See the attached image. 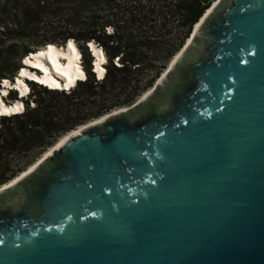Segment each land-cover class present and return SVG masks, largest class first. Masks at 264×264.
Masks as SVG:
<instances>
[{"label":"water","instance_id":"water-1","mask_svg":"<svg viewBox=\"0 0 264 264\" xmlns=\"http://www.w3.org/2000/svg\"><path fill=\"white\" fill-rule=\"evenodd\" d=\"M174 56L0 185V264H264V0H213Z\"/></svg>","mask_w":264,"mask_h":264},{"label":"trees","instance_id":"trees-1","mask_svg":"<svg viewBox=\"0 0 264 264\" xmlns=\"http://www.w3.org/2000/svg\"><path fill=\"white\" fill-rule=\"evenodd\" d=\"M212 1L0 0V82L4 78L12 81L21 71V60L29 53L40 52L50 43L61 46L68 39L73 40L81 52L85 78L77 80L68 90H61L64 97L74 99L106 81L131 79L141 69L170 58ZM88 42L102 48L106 56L103 81L95 80L90 71L92 57L86 47ZM114 58L119 64L114 65ZM163 67L164 63L159 64L145 87ZM24 81L30 88L43 92L58 91L32 80ZM6 90L1 97L3 101L8 94L10 101L16 98L14 88ZM24 103L22 111L0 115V185L50 146L61 134V127L72 128L86 118L67 117L66 122L59 124L56 115L61 113L62 105L42 106L34 100L30 107L27 100ZM110 107L102 106L103 109ZM30 149L35 152L29 159L10 167L8 154Z\"/></svg>","mask_w":264,"mask_h":264},{"label":"bare ground","instance_id":"bare-ground-1","mask_svg":"<svg viewBox=\"0 0 264 264\" xmlns=\"http://www.w3.org/2000/svg\"><path fill=\"white\" fill-rule=\"evenodd\" d=\"M187 41L188 39L186 40V42ZM88 45L92 53L91 56H93V61L91 64L93 72L97 76V79H100L102 77L103 71L105 70L103 66V51L93 42H88ZM39 51L40 52L29 53L23 58L21 71L18 72V75L14 78V80L9 81L6 78L2 79V93H5L7 88L12 87L19 94V97H16L11 102H6L0 99V114L18 113L23 108L22 98L28 88V84L23 81V78L35 81L41 85L46 86L49 89H62L66 91L69 88L73 87L77 80H81L85 76L84 68L81 66V63L79 61L80 51L78 50L73 40L68 39L65 42L64 46L50 43ZM173 58L171 59V61L173 60ZM26 66L33 67L37 70V72L26 68ZM106 115L107 114L89 120L87 122H83L60 136L37 158L34 163L18 172V174L20 173V175H15V178L13 177V179L11 178L12 180L10 179L5 182L3 186L10 184L14 180H16L17 176H21L22 174H24V171L26 169L28 170L33 164L40 162L50 152H52V150L65 137L78 129L82 130L89 124L100 121Z\"/></svg>","mask_w":264,"mask_h":264},{"label":"rangeland","instance_id":"rangeland-1","mask_svg":"<svg viewBox=\"0 0 264 264\" xmlns=\"http://www.w3.org/2000/svg\"><path fill=\"white\" fill-rule=\"evenodd\" d=\"M108 30L109 29H107V31ZM176 40L177 39H175V41ZM87 50H88V48H87ZM102 51H103V49H102ZM175 53L170 58L157 61L158 63L157 62L153 63L152 65L146 67L145 69H141L140 72H138V74L131 79H128V80L124 79L122 81L118 80V81H112V82H109V81L103 82L104 84H102V86L92 87L90 89L89 93L81 92L74 99L64 97L63 92H60L59 90L58 91L43 92L42 90H39L35 87L30 88V86L28 85L29 86V94L26 96H23V98H22L23 106L25 105V103H24L25 100H27V105L30 107L33 106L34 100L38 101L40 103V105H42V106L43 105L58 104V105H62L61 106L62 107L61 113L56 115V117L59 118V121H60L59 124L66 122L67 117L74 118V117H78L80 115L85 116L86 118L83 122H87V121L92 120L94 118L105 115L106 113L110 112L111 110H116L117 108L125 107V106H128L130 104H133V102L144 91L148 90L147 89L148 87H145L146 82L154 74V71L159 68V64L164 63V67L159 72V74H160L169 65V63H170L171 59L173 58V56L175 55ZM89 54L90 55L92 54L91 51H89ZM103 54H104V52H103ZM79 56H80L79 61H80L81 66H82L81 52H80ZM103 62H104L103 66L105 69V67L107 65L105 55H104V61ZM113 63H114V65L119 64V62L117 60H115V58L113 60ZM91 64H92V62H90V65ZM91 68H92V66H91ZM90 71H91V69H90ZM91 72L93 73V78L96 80L97 76L94 74L93 70ZM99 80L103 81V78L101 77ZM153 82H154V80H153ZM0 86H1V84H0ZM151 86H152V84H151ZM3 94L5 95V93H2V90L0 88V97L4 96ZM8 95L6 96V101L11 102L12 100L10 101ZM16 97H19V94L17 92H16ZM103 105H106V106L111 105V107L109 109H103L102 108ZM83 122H81V123H83ZM81 123H79V124H81ZM79 124H76L72 128H67L66 125L61 127V130H60L61 134L57 137V139L60 136H62L63 134L67 133L69 130L75 128ZM7 126H10V123L7 124ZM45 150H43L42 152L37 154V156H35V158L32 160V162H30V164L34 163L37 160V158ZM34 152H35V149H30L29 151H18V152H13V153L8 154L7 158L9 159L10 167H12V166L16 167L18 164L29 159L30 156L34 154ZM30 164L26 165L24 168H22V170L25 169L26 167H28Z\"/></svg>","mask_w":264,"mask_h":264},{"label":"flooded vegetation","instance_id":"flooded-vegetation-1","mask_svg":"<svg viewBox=\"0 0 264 264\" xmlns=\"http://www.w3.org/2000/svg\"><path fill=\"white\" fill-rule=\"evenodd\" d=\"M91 71H92V70H91ZM157 77H158V76H157ZM157 77H156V78H157ZM156 78L154 79V82H155ZM154 82L152 81L151 84L153 85ZM151 84L148 86V88H147L148 90H149V88L151 87ZM144 92H145V91H144ZM144 92H143V93H144ZM143 93H142V94H143ZM142 94H141V95H142ZM141 95H140V96H141ZM140 96H139V97H140ZM139 97H138V98H139ZM138 98H137V99H138ZM137 99H136V100H137ZM136 100H135V101H136ZM135 101H134V102H135ZM134 102H133V103H134ZM120 108H122V107H120ZM117 109H119V108H117ZM117 109H116V110H117ZM113 111H115V110H111L110 112H113ZM110 112H108V113H110ZM108 113H106V114H108Z\"/></svg>","mask_w":264,"mask_h":264},{"label":"clouds","instance_id":"clouds-1","mask_svg":"<svg viewBox=\"0 0 264 264\" xmlns=\"http://www.w3.org/2000/svg\"><path fill=\"white\" fill-rule=\"evenodd\" d=\"M89 51H90V49H88ZM80 57V56H79ZM104 63V62H103ZM91 70H93L92 68H91ZM103 74H104V71H103ZM103 74H102V76H103ZM84 78H85V76H84ZM83 78V79H84ZM82 80V79H81ZM2 81V80H1ZM1 83V82H0ZM3 85H1L0 87H2ZM10 88V87H9ZM12 88V87H11ZM16 91V90H15ZM23 109V108H22ZM22 111V110H21Z\"/></svg>","mask_w":264,"mask_h":264}]
</instances>
